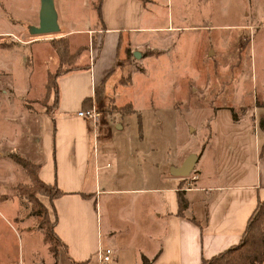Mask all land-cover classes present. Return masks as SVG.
<instances>
[{"label": "crops", "instance_id": "crops-1", "mask_svg": "<svg viewBox=\"0 0 264 264\" xmlns=\"http://www.w3.org/2000/svg\"><path fill=\"white\" fill-rule=\"evenodd\" d=\"M210 2L94 0L103 25L66 28L62 32L72 46L81 47V53L77 55L75 68L58 74L56 104L50 112L38 111L46 127L40 145L25 155L38 165V176L44 186L62 191L48 199L54 217L52 231L60 245L58 251L52 249L45 228L39 221L37 224L36 220L30 221L25 233L36 234L42 242L32 245L28 239L32 263L101 264L98 249L111 247L112 258L104 264H141V256L152 264H201L239 243L253 209L264 200V130L257 125L263 139L254 146L252 170L242 165L222 174L220 162L224 160V164L233 157L224 152L220 161L219 155L205 145L194 164L192 175L196 178L191 176L190 183L184 184V176L171 173L172 166L180 165L184 157L179 162L169 159L164 163L152 145L154 139L150 138L146 148L145 112H158L161 106L158 100L151 93L150 98L140 102L138 94L128 92L136 82L135 76L147 71L148 60L168 53L171 57L175 31L202 32L216 27L208 19L189 22L186 16L190 8L201 14L202 5ZM9 17L8 12L1 33L9 30ZM229 42L221 35L214 37L210 31L202 58L205 51L207 55L221 57L220 48ZM8 48L0 46L4 73L12 70ZM136 50L140 57L134 56ZM17 55L19 63L22 58ZM223 55L225 58L228 53ZM24 67L29 81V69ZM124 88L129 96H124ZM260 89L253 92L249 103L244 102L241 91L235 93L241 100L238 105L261 104L264 109V83ZM99 90L100 100L106 98L116 107L130 104L131 110L114 111L109 114L111 119L103 117L95 139L91 121L78 116L77 110L96 104ZM175 98L172 105L181 102ZM260 116L264 112L257 115L255 106L251 115L255 125ZM1 157L0 149V164ZM178 190L184 191L188 201L183 213L178 212ZM3 202L5 199L0 195V204L4 205ZM0 213V219L6 220ZM18 216L19 210H14L12 218L20 221ZM4 247H10L5 239L0 241V249ZM0 264L12 263L9 257H2Z\"/></svg>", "mask_w": 264, "mask_h": 264}, {"label": "rangeland", "instance_id": "rangeland-1", "mask_svg": "<svg viewBox=\"0 0 264 264\" xmlns=\"http://www.w3.org/2000/svg\"><path fill=\"white\" fill-rule=\"evenodd\" d=\"M209 1V5H202L201 14L190 8L186 16L189 22L208 19L210 24L216 25L210 28L213 36L218 34L230 41L225 48H220L221 57L215 58V54L207 55L205 51L202 58L209 30L175 31L170 46L171 57L168 53L148 60L147 71L135 76L136 82L128 92L138 94L140 102L153 93L161 105L158 112H145L143 131L147 138L146 148L148 138L154 139L152 145L164 163L169 159L179 162L191 152L199 154L206 145L219 155L220 161L225 156L224 152L233 157L224 164V160L220 162L222 174L228 169H240L242 165L244 169L252 170L255 165L254 146L262 141L263 134L257 128L258 121L255 125L251 115L255 106L257 115L264 109L261 104L238 105L241 100L235 93L241 91L244 102L249 103L253 92L261 91L264 83V0ZM39 3L40 0H0V28L6 27L7 13L10 14L9 30L0 32V46L10 47L12 68L11 73L8 69L4 73L3 63L0 65V195L5 199L4 205L0 204V211L6 218L0 219V241L5 239L10 244L8 249H0V258L9 257L12 264H34L29 257L32 251L28 239L32 240V245L42 242L36 234L30 236V233H25L29 222L36 220V224L39 221L40 226L51 229L54 221L48 202L54 189L32 182L29 173L12 157L17 155L32 163L25 155L40 145L46 128L45 119L42 120V113L38 111L50 108L53 101L52 91L48 93L47 89V75L77 66L81 47L72 46L67 36L69 55L61 61L52 42H57L61 48V34L66 28L103 25L94 0H53L59 31L33 35L28 29L30 25L39 23ZM231 24L235 26H220ZM17 53L22 58L19 63ZM227 53L224 58L223 54ZM3 58L1 54V61ZM134 63L140 68L138 63ZM24 65L29 69V81ZM128 74L124 77L127 78ZM126 89L122 92L129 96ZM174 98L181 102L172 105ZM95 106L102 111L99 120L103 117L111 119L109 114L113 109L110 101L102 98ZM231 122L236 123L232 125ZM192 173L184 176V184L190 183ZM17 209L20 221L12 218L13 211ZM252 222L254 228L264 229V203L258 206ZM47 239L52 249L58 251L60 244L54 234L51 233V238Z\"/></svg>", "mask_w": 264, "mask_h": 264}, {"label": "trees", "instance_id": "trees-1", "mask_svg": "<svg viewBox=\"0 0 264 264\" xmlns=\"http://www.w3.org/2000/svg\"><path fill=\"white\" fill-rule=\"evenodd\" d=\"M61 40L63 42L62 47L60 48L55 42H52V46L55 51L59 54L60 60H64L67 55H69L68 51V38L66 37H61ZM75 67H70L68 69H72ZM66 71V70H64ZM63 72V71H61ZM61 72H55L53 74L48 73L47 75V89L48 93L52 91L53 94V101L52 105L50 108H47V112H50L54 105L57 102V93H58V85L56 78L58 74ZM97 99L99 100L101 98L100 90L97 91ZM112 104V103H111ZM113 112L114 111H119V112H128L131 110V105L127 104L125 106H120L116 107L115 105H112ZM111 109V110H112ZM112 112V113H113ZM258 125L261 129L264 130V116L259 117V122ZM13 158H15L24 168V170L29 173V176L34 183H38L41 186L44 185L43 182L40 180L37 172L38 165L37 164H32L28 160H24L23 158H20L17 155H12ZM51 189H54V193L50 195V198L57 196L58 194H61L62 191L57 187L50 186ZM177 197L179 201V209L178 212L183 213V210L187 207L188 201L187 198L184 196V191L183 190H178L177 192ZM264 203L263 201H259L255 208L253 209L252 215L249 217L247 223H246V228L240 238V241L238 244L233 245L225 251L220 252L212 257L210 259H204L201 264H260L264 262V229L263 228H254V223L252 222L253 220V215L256 213L258 206ZM192 219H195L194 217ZM54 222V221H53ZM52 226L51 229H45L44 232H46V237L51 238V233L54 234L52 231ZM54 237L56 238L55 234ZM57 239V238H56ZM142 262L141 264H152L151 260H149L146 256H141ZM75 264H86V262H75Z\"/></svg>", "mask_w": 264, "mask_h": 264}, {"label": "water", "instance_id": "water-1", "mask_svg": "<svg viewBox=\"0 0 264 264\" xmlns=\"http://www.w3.org/2000/svg\"><path fill=\"white\" fill-rule=\"evenodd\" d=\"M39 20L38 24L30 25L29 32L36 34H51L59 31V23L57 21V12L53 4V0H40L39 3ZM135 57H140L139 51L134 52ZM198 155L191 152L180 165L172 166L171 173L175 176H187L195 169L194 164Z\"/></svg>", "mask_w": 264, "mask_h": 264}, {"label": "built area", "instance_id": "built-area-1", "mask_svg": "<svg viewBox=\"0 0 264 264\" xmlns=\"http://www.w3.org/2000/svg\"><path fill=\"white\" fill-rule=\"evenodd\" d=\"M78 116L82 118H86L91 121L93 125V135L96 139L98 136V129H99V122H100V115L102 114L101 110H98L95 104H92L89 107L80 108L77 110ZM192 178H196V175L193 174ZM113 250L111 247H100L97 251V258L101 264L110 261L112 258Z\"/></svg>", "mask_w": 264, "mask_h": 264}, {"label": "bare ground", "instance_id": "bare-ground-1", "mask_svg": "<svg viewBox=\"0 0 264 264\" xmlns=\"http://www.w3.org/2000/svg\"><path fill=\"white\" fill-rule=\"evenodd\" d=\"M82 118V117H81Z\"/></svg>", "mask_w": 264, "mask_h": 264}]
</instances>
